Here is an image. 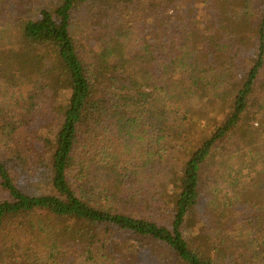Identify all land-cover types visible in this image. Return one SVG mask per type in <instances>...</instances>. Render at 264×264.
<instances>
[{
  "label": "trees",
  "instance_id": "16d2710c",
  "mask_svg": "<svg viewBox=\"0 0 264 264\" xmlns=\"http://www.w3.org/2000/svg\"><path fill=\"white\" fill-rule=\"evenodd\" d=\"M0 264H264V0H0Z\"/></svg>",
  "mask_w": 264,
  "mask_h": 264
},
{
  "label": "rangeland",
  "instance_id": "374dc122",
  "mask_svg": "<svg viewBox=\"0 0 264 264\" xmlns=\"http://www.w3.org/2000/svg\"><path fill=\"white\" fill-rule=\"evenodd\" d=\"M124 248H128V247H131L132 246V243L129 241V240H127L125 243H123V245H122Z\"/></svg>",
  "mask_w": 264,
  "mask_h": 264
}]
</instances>
